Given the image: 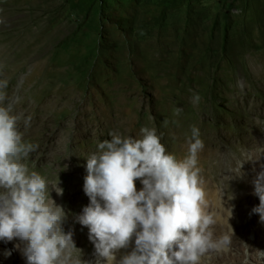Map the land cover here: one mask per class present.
I'll use <instances>...</instances> for the list:
<instances>
[{
    "label": "rangeland",
    "instance_id": "1",
    "mask_svg": "<svg viewBox=\"0 0 264 264\" xmlns=\"http://www.w3.org/2000/svg\"><path fill=\"white\" fill-rule=\"evenodd\" d=\"M0 19L6 21L0 24V79L9 80L10 99L20 97L15 111L32 117L27 128L21 122L22 132L41 128L45 118L57 132L71 133L70 144L84 140L97 146L111 139L110 132H140L147 126L163 135L201 119L208 128L238 134L239 155L219 171L216 184L227 203L223 217L231 223L252 218L243 236L254 241L258 223L264 224L254 211L260 203L255 185L248 190L255 194L252 211L241 217L224 186L229 179L231 194L238 192L234 180L264 170V163L253 160L264 152V126L254 133L257 120L248 116L264 113V84L254 78L264 68V0H0ZM193 93L202 97L198 105L191 102ZM174 107L183 109L180 116L173 115ZM81 130L94 134L81 139ZM253 134L263 145L243 147ZM24 139L37 143L32 136ZM59 142L55 137L47 143ZM67 161L57 164L37 155L27 161L30 170L49 179L59 173L64 192L52 194L68 212L64 227L80 225L68 195V172L61 171ZM136 186L142 187L139 181ZM73 231L88 262L97 254L89 230L84 237L76 227Z\"/></svg>",
    "mask_w": 264,
    "mask_h": 264
},
{
    "label": "clouds",
    "instance_id": "2",
    "mask_svg": "<svg viewBox=\"0 0 264 264\" xmlns=\"http://www.w3.org/2000/svg\"><path fill=\"white\" fill-rule=\"evenodd\" d=\"M8 85L7 78L0 79V241H17L26 264H88L74 231L64 228L68 212L52 196L64 192L59 173L49 179L29 168L38 144L24 139L20 124L29 127L32 117L15 111L20 97L10 99ZM201 99L193 93L191 102L198 105ZM172 111L178 117L183 109ZM190 131L183 158L169 153L162 134L147 126L138 138L110 132L111 139L86 157L83 190L89 204L76 220L88 228L102 264H199L209 250L230 244L228 235L215 237L216 219L207 210L198 166L204 142L197 126ZM255 193L260 203L254 211L264 218V171Z\"/></svg>",
    "mask_w": 264,
    "mask_h": 264
},
{
    "label": "bare ground",
    "instance_id": "3",
    "mask_svg": "<svg viewBox=\"0 0 264 264\" xmlns=\"http://www.w3.org/2000/svg\"><path fill=\"white\" fill-rule=\"evenodd\" d=\"M11 45V44H10ZM8 51V50H7ZM259 64V62H258ZM254 78L262 79L264 84V68L260 67V71L255 74ZM247 98L245 94L241 99ZM253 114H248L251 120H257L255 123L254 133L259 131V127L264 126V113L260 111L251 112ZM114 118V117H113ZM112 118V119H113ZM214 120H218V117H214ZM41 120V119H40ZM198 119V125H196L200 130L201 139L204 142V148L199 153L198 166L202 169L201 176L204 180V187L206 191V198L208 201V211L214 214L216 219V224L213 226L214 234L216 238L223 235H228L230 237V244L227 248H221L218 250H211L203 254L200 261H204V264H234L236 261H242L244 258L247 264H253L250 260H255L263 264L264 251L259 247H264V224L258 223V227L254 230L255 239L254 241L246 240L243 233H246L252 223V218H248L246 223L237 222L231 223V219L223 215L226 213L227 203L225 198H223L222 193L219 191L218 176L219 171H223L225 164L232 166L234 164L235 158L238 153L237 137L238 134L229 133L224 128L206 127L205 124L200 122ZM41 128L35 131L24 133V137H31L37 140L38 148L36 151L30 154L29 158H33L37 155L38 158L42 160H49L53 163L63 164L65 160L67 161L68 176L71 182L69 189V198L76 203L75 212L80 214L84 206L88 205L89 198L84 193L83 184L84 177L86 175V167L82 164L86 163V157L88 152L91 154L96 152L97 146H88L85 141L82 140L81 145L75 146L70 144V134L57 132L55 127L50 124L47 119H42L40 121ZM191 127L185 128L183 126L178 128H171L167 133L161 136V143L164 144L169 153L175 154L177 158H183L187 154L188 150V140L191 136ZM83 134V138L89 137L90 134L94 132H80ZM121 135L139 137L141 133L139 131H124L120 130L118 132ZM80 134V135H81ZM96 135V134H95ZM79 136V135H78ZM62 139L60 144L47 142L53 140L54 138ZM90 137H95L94 135ZM66 138V141H64ZM69 138V139H68ZM61 141V140H60ZM263 145V142L254 136L252 138L244 139L242 146L250 148H259ZM233 152H237L235 157ZM244 161H247L245 157H242ZM253 160L256 164L264 163V152H258L253 156ZM264 171L261 168H255L251 178H243L242 180H234L233 184L238 188V192H232L231 186L229 185V179L226 180L224 190L226 191V198H231L237 210L236 217H241L246 214L247 211H252L250 207L253 206L255 200V194L253 192H248L251 187L255 185V181L260 172ZM51 174L55 172V169L50 170ZM216 184L217 186H215ZM54 198V194H52ZM233 197V198H232ZM229 212L227 211V215ZM76 227L82 237L85 236V231L87 227L80 225L68 224L64 228L65 230L72 229ZM228 228V230H227ZM234 232V233H233ZM18 242H3L0 241V264H26L25 259L21 255L20 250L15 246ZM76 243V242H75ZM78 246V244L76 243ZM257 246V248H255ZM130 250V249H129ZM207 253H210L207 256ZM205 259H209L206 261ZM250 259V260H249ZM88 264H102V259L96 254L93 257L88 258Z\"/></svg>",
    "mask_w": 264,
    "mask_h": 264
}]
</instances>
